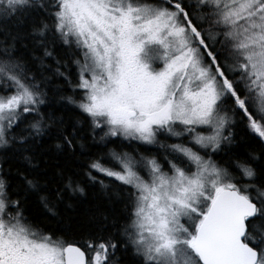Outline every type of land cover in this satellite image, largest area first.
I'll return each instance as SVG.
<instances>
[{
  "label": "snow or ice",
  "instance_id": "snow-or-ice-1",
  "mask_svg": "<svg viewBox=\"0 0 264 264\" xmlns=\"http://www.w3.org/2000/svg\"><path fill=\"white\" fill-rule=\"evenodd\" d=\"M46 139L68 161L48 177ZM97 174L123 224L70 240L24 215ZM126 257L264 264V0H0V264Z\"/></svg>",
  "mask_w": 264,
  "mask_h": 264
},
{
  "label": "trees",
  "instance_id": "trees-1",
  "mask_svg": "<svg viewBox=\"0 0 264 264\" xmlns=\"http://www.w3.org/2000/svg\"><path fill=\"white\" fill-rule=\"evenodd\" d=\"M66 47L62 44L58 45L56 53L63 54ZM84 127L86 128L87 125ZM69 131H71V128H69ZM234 131L236 139L240 143V151H243L246 145L251 146L250 141L247 139L249 133L243 125L238 124ZM119 143L117 141V144H111L109 147L120 150L118 147ZM124 144L126 145L127 142L125 141ZM42 148L44 150L39 153L40 168L46 169L42 176L48 177L54 173L56 167L64 166L68 161L64 155L58 153L54 140L46 139ZM79 162L81 161H73V163ZM16 166L18 165L14 163L13 167ZM97 177L95 184L88 181L87 177L82 178V186L85 189L84 195L76 194L70 198V202L73 204L72 208H67L64 204H61L58 218L51 217L41 207L38 197L35 195L28 198L24 207V215L33 224L39 225L42 230L52 231L58 235L63 234L70 240L74 237L78 238L85 234L95 233L104 223V216L108 217L109 225L112 223L123 224L125 215L124 204L115 198L109 199L108 195H106V193L117 190L119 182L100 174H97ZM100 180L104 181L105 187L101 186ZM109 230L114 231L115 229L110 228ZM125 264H132L130 257H126Z\"/></svg>",
  "mask_w": 264,
  "mask_h": 264
},
{
  "label": "rangeland",
  "instance_id": "rangeland-1",
  "mask_svg": "<svg viewBox=\"0 0 264 264\" xmlns=\"http://www.w3.org/2000/svg\"><path fill=\"white\" fill-rule=\"evenodd\" d=\"M109 178L114 179V178H112V177H109ZM114 180H115V179H114Z\"/></svg>",
  "mask_w": 264,
  "mask_h": 264
}]
</instances>
